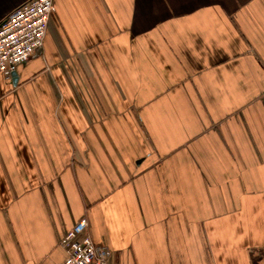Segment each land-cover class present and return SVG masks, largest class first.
<instances>
[{
  "label": "crops",
  "instance_id": "1",
  "mask_svg": "<svg viewBox=\"0 0 264 264\" xmlns=\"http://www.w3.org/2000/svg\"><path fill=\"white\" fill-rule=\"evenodd\" d=\"M29 0H0V23ZM0 77V264H264V0H54Z\"/></svg>",
  "mask_w": 264,
  "mask_h": 264
},
{
  "label": "built area",
  "instance_id": "2",
  "mask_svg": "<svg viewBox=\"0 0 264 264\" xmlns=\"http://www.w3.org/2000/svg\"><path fill=\"white\" fill-rule=\"evenodd\" d=\"M54 0H29L0 23V77L9 79L18 66L28 62L42 47ZM82 216L61 240L62 264H107L109 250L96 245Z\"/></svg>",
  "mask_w": 264,
  "mask_h": 264
},
{
  "label": "water",
  "instance_id": "3",
  "mask_svg": "<svg viewBox=\"0 0 264 264\" xmlns=\"http://www.w3.org/2000/svg\"><path fill=\"white\" fill-rule=\"evenodd\" d=\"M11 78H12V83H13V84H16L17 79H16V74H15V72L12 73Z\"/></svg>",
  "mask_w": 264,
  "mask_h": 264
}]
</instances>
